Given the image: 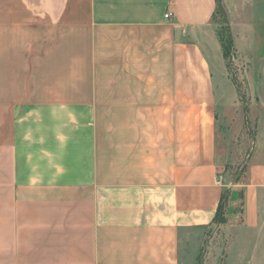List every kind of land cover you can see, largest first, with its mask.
Segmentation results:
<instances>
[{"label": "crops", "instance_id": "obj_1", "mask_svg": "<svg viewBox=\"0 0 264 264\" xmlns=\"http://www.w3.org/2000/svg\"><path fill=\"white\" fill-rule=\"evenodd\" d=\"M223 3L235 50L254 48L246 1ZM216 8L0 0V264H182V232L212 224L226 189ZM104 28L143 35L119 36L126 56L104 60ZM259 143L233 183L244 193L237 242L260 223Z\"/></svg>", "mask_w": 264, "mask_h": 264}, {"label": "rangeland", "instance_id": "obj_2", "mask_svg": "<svg viewBox=\"0 0 264 264\" xmlns=\"http://www.w3.org/2000/svg\"><path fill=\"white\" fill-rule=\"evenodd\" d=\"M245 1L250 14L255 17L254 48H246L238 53L229 43L228 24L223 11H218L213 19L222 43L226 66L223 76L219 78L221 85L218 89L224 96L218 106V151L222 165L221 181L226 189H232L233 183L244 176L250 156L260 146L259 141L261 148L264 147V31L259 23V18L264 17V0ZM233 21L236 23L234 17ZM134 33L143 35L141 31L128 29H102L98 34L100 56L110 61H119L125 57L129 45L123 44L120 47L118 38L128 35L129 42V37ZM131 49L134 50V47ZM240 191L236 187V198L228 201L226 211L229 207L231 210L227 212L225 223L182 232V264H264V198L260 203L259 225L237 242L239 232L246 229Z\"/></svg>", "mask_w": 264, "mask_h": 264}, {"label": "trees", "instance_id": "obj_3", "mask_svg": "<svg viewBox=\"0 0 264 264\" xmlns=\"http://www.w3.org/2000/svg\"><path fill=\"white\" fill-rule=\"evenodd\" d=\"M216 3H217V8H216V13L213 16V19L215 18V16H216V14H217L218 11H220V10L223 11L224 18H225V20H226V22L228 24V33H229V37H230L229 43L232 45V48H233V46H234V44H233V37H232L231 31H230V25H229V21H228V15H227V12L225 10V6H224V3H223V0H216ZM235 194H236L235 193V190H233V189H224L223 190L222 196H221V199H220V203H219V206H218V209L216 211V214H215V217L213 219V223L212 224H219V225H221V224H223V223L226 222L227 212L229 210H231V207H229L227 209L228 211H226L227 204H228V201L230 199H235L236 198ZM240 198L242 200V205H244V193H243L242 190L240 191Z\"/></svg>", "mask_w": 264, "mask_h": 264}, {"label": "built area", "instance_id": "obj_4", "mask_svg": "<svg viewBox=\"0 0 264 264\" xmlns=\"http://www.w3.org/2000/svg\"><path fill=\"white\" fill-rule=\"evenodd\" d=\"M172 17V12H167L165 15H164V18L165 19H170Z\"/></svg>", "mask_w": 264, "mask_h": 264}]
</instances>
